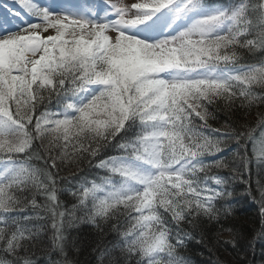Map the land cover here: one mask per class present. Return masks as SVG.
I'll list each match as a JSON object with an SVG mask.
<instances>
[{"label": "snow or ice", "instance_id": "1", "mask_svg": "<svg viewBox=\"0 0 264 264\" xmlns=\"http://www.w3.org/2000/svg\"><path fill=\"white\" fill-rule=\"evenodd\" d=\"M72 165L86 167L62 176ZM237 182L258 205L254 252L264 0H0V264H37L44 232V264H78L79 222L96 229L98 264H193L208 226L237 246L223 224Z\"/></svg>", "mask_w": 264, "mask_h": 264}, {"label": "trees", "instance_id": "2", "mask_svg": "<svg viewBox=\"0 0 264 264\" xmlns=\"http://www.w3.org/2000/svg\"><path fill=\"white\" fill-rule=\"evenodd\" d=\"M217 115L219 123L214 124V127H219L227 119L224 112H218ZM254 116L255 113L252 116H245L244 119L251 120ZM232 147H234V143ZM84 167L86 165H72L62 171L61 175L65 177L78 175ZM247 175L245 173L246 178ZM256 179L255 167L253 166L251 175L253 189H255ZM245 187L246 185H242L239 182L236 183V195L232 213L228 219L223 221L226 227L233 228L235 233L239 234L235 237L237 246L233 248L231 244L216 243V241L232 240L234 238L233 233L228 231L218 232V225L208 226L205 242L203 244L193 242L190 245L187 254L191 256L193 264H240L243 260L251 261L253 264H261L264 246L257 242L254 252L248 248V240L251 239L252 229L259 226V216L258 205L244 194ZM61 199L64 200L65 206H70L74 203L67 194L62 196ZM38 200L42 202V198L38 197ZM77 215L79 216L81 213L78 212ZM50 235V232L42 233L37 242L35 248L37 264H44L46 254L51 252ZM68 235L70 239H74L77 242L78 250H71V256L78 264H98L99 252L95 250L98 237L96 229L92 225L86 222H79L77 227L68 229ZM245 252H247V256ZM53 258L58 257L53 254Z\"/></svg>", "mask_w": 264, "mask_h": 264}, {"label": "rangeland", "instance_id": "3", "mask_svg": "<svg viewBox=\"0 0 264 264\" xmlns=\"http://www.w3.org/2000/svg\"><path fill=\"white\" fill-rule=\"evenodd\" d=\"M11 5V0H8ZM42 6L49 7L52 11L75 10L79 0H39Z\"/></svg>", "mask_w": 264, "mask_h": 264}]
</instances>
